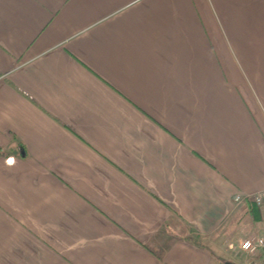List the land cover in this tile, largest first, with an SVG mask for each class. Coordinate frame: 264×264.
<instances>
[{"label":"crops","instance_id":"1","mask_svg":"<svg viewBox=\"0 0 264 264\" xmlns=\"http://www.w3.org/2000/svg\"><path fill=\"white\" fill-rule=\"evenodd\" d=\"M262 191L264 0H0V264H224Z\"/></svg>","mask_w":264,"mask_h":264},{"label":"built area","instance_id":"2","mask_svg":"<svg viewBox=\"0 0 264 264\" xmlns=\"http://www.w3.org/2000/svg\"><path fill=\"white\" fill-rule=\"evenodd\" d=\"M235 201L237 203H242L245 200L242 196L237 195ZM249 201L256 204L257 206H263L264 191L250 197ZM238 249L240 252L248 256H260L264 254V235H253L241 240L238 245Z\"/></svg>","mask_w":264,"mask_h":264},{"label":"rangeland","instance_id":"3","mask_svg":"<svg viewBox=\"0 0 264 264\" xmlns=\"http://www.w3.org/2000/svg\"><path fill=\"white\" fill-rule=\"evenodd\" d=\"M233 227V226H232ZM263 227H264V224H263ZM231 228V227H230ZM236 235L238 234H234L233 235V239L231 238L230 242L228 243V246L225 243V248L231 250L232 252H236L237 253V256L236 258H233V260L230 258V260H225V259H222L223 263L224 262H228V263H234V264H237L235 263L236 262H239L240 264H244V262H246L247 264H264V258L261 257V256H248L246 254H243L242 252L239 251L238 249V245H239V242L241 241V237L243 236H238L236 237ZM231 248V249H230Z\"/></svg>","mask_w":264,"mask_h":264},{"label":"trees","instance_id":"4","mask_svg":"<svg viewBox=\"0 0 264 264\" xmlns=\"http://www.w3.org/2000/svg\"><path fill=\"white\" fill-rule=\"evenodd\" d=\"M261 257L264 258V254L260 255ZM223 261V260H222ZM224 264H228V262H224Z\"/></svg>","mask_w":264,"mask_h":264},{"label":"water","instance_id":"5","mask_svg":"<svg viewBox=\"0 0 264 264\" xmlns=\"http://www.w3.org/2000/svg\"><path fill=\"white\" fill-rule=\"evenodd\" d=\"M228 264H234V263H228Z\"/></svg>","mask_w":264,"mask_h":264}]
</instances>
